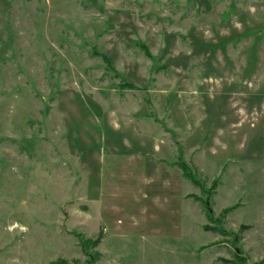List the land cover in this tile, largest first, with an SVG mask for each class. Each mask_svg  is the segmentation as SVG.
<instances>
[{"label":"rangeland","instance_id":"374dc122","mask_svg":"<svg viewBox=\"0 0 264 264\" xmlns=\"http://www.w3.org/2000/svg\"><path fill=\"white\" fill-rule=\"evenodd\" d=\"M0 264H264V0H0Z\"/></svg>","mask_w":264,"mask_h":264},{"label":"trees","instance_id":"16d2710c","mask_svg":"<svg viewBox=\"0 0 264 264\" xmlns=\"http://www.w3.org/2000/svg\"><path fill=\"white\" fill-rule=\"evenodd\" d=\"M180 167H181V169L183 170V173H184L188 178H191V179H192V176H191L189 173L186 172V168H185V166H184V165H180ZM210 213H211V211H210ZM210 213H208V215H211ZM205 229H206V230H210V228H208V227H205ZM78 238H79V240H80V243H81L82 248H84V247H85V244H86L87 242H89L87 239H85V238H84L82 235H80V234H78ZM99 244H100V240L95 241V242L93 243L94 248H96L97 246H99Z\"/></svg>","mask_w":264,"mask_h":264}]
</instances>
